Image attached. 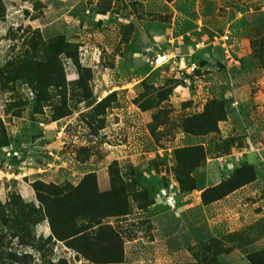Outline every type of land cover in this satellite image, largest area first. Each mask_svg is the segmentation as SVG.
<instances>
[{"label": "rangeland", "instance_id": "1", "mask_svg": "<svg viewBox=\"0 0 264 264\" xmlns=\"http://www.w3.org/2000/svg\"><path fill=\"white\" fill-rule=\"evenodd\" d=\"M211 240L264 264V0H0V264Z\"/></svg>", "mask_w": 264, "mask_h": 264}, {"label": "trees", "instance_id": "2", "mask_svg": "<svg viewBox=\"0 0 264 264\" xmlns=\"http://www.w3.org/2000/svg\"><path fill=\"white\" fill-rule=\"evenodd\" d=\"M215 251V254H219L221 253L223 250H222V245L218 242V241H215V240H211L210 242L206 243V244H202L200 245L196 252L194 253V256L196 258V260L198 261L196 264H201V260L203 261L202 264H206V257L204 256V252H213ZM200 260H199V259ZM252 264H253V261L251 260Z\"/></svg>", "mask_w": 264, "mask_h": 264}, {"label": "bare ground", "instance_id": "3", "mask_svg": "<svg viewBox=\"0 0 264 264\" xmlns=\"http://www.w3.org/2000/svg\"><path fill=\"white\" fill-rule=\"evenodd\" d=\"M42 230V229H41ZM49 230V229H48ZM47 232V231H46ZM46 232H45V234H46Z\"/></svg>", "mask_w": 264, "mask_h": 264}]
</instances>
